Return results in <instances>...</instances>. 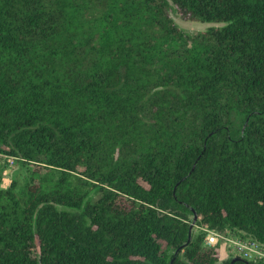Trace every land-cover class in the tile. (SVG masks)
I'll return each instance as SVG.
<instances>
[{
  "label": "trees",
  "instance_id": "trees-1",
  "mask_svg": "<svg viewBox=\"0 0 264 264\" xmlns=\"http://www.w3.org/2000/svg\"><path fill=\"white\" fill-rule=\"evenodd\" d=\"M0 154V264H264V0H0Z\"/></svg>",
  "mask_w": 264,
  "mask_h": 264
},
{
  "label": "rangeland",
  "instance_id": "rangeland-1",
  "mask_svg": "<svg viewBox=\"0 0 264 264\" xmlns=\"http://www.w3.org/2000/svg\"><path fill=\"white\" fill-rule=\"evenodd\" d=\"M172 17L176 24L187 33L203 32L209 26H219V23L213 22H194L185 20L180 14L173 13ZM34 166L29 164H21L17 160H13L10 156L0 154V171H2L1 186L6 187L11 180H16L19 187H22L28 179L30 170L33 171ZM44 171V170H43ZM54 174V173H53ZM55 177V174H54ZM206 245V244H205ZM220 249V248H219ZM228 257L227 252L219 251V261Z\"/></svg>",
  "mask_w": 264,
  "mask_h": 264
},
{
  "label": "built area",
  "instance_id": "built-area-1",
  "mask_svg": "<svg viewBox=\"0 0 264 264\" xmlns=\"http://www.w3.org/2000/svg\"><path fill=\"white\" fill-rule=\"evenodd\" d=\"M206 233L204 243L213 247L218 244V251H225L228 257H242L249 260L264 259V244L250 238L232 234L230 231H217L201 227ZM220 248V249H219Z\"/></svg>",
  "mask_w": 264,
  "mask_h": 264
},
{
  "label": "water",
  "instance_id": "water-1",
  "mask_svg": "<svg viewBox=\"0 0 264 264\" xmlns=\"http://www.w3.org/2000/svg\"><path fill=\"white\" fill-rule=\"evenodd\" d=\"M192 226H193V223L190 225V228H189V236H190V233H191V229H192ZM237 257H234V259H236ZM233 259V260H234Z\"/></svg>",
  "mask_w": 264,
  "mask_h": 264
}]
</instances>
